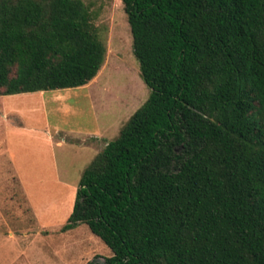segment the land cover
Masks as SVG:
<instances>
[{
    "label": "trees",
    "instance_id": "trees-1",
    "mask_svg": "<svg viewBox=\"0 0 264 264\" xmlns=\"http://www.w3.org/2000/svg\"><path fill=\"white\" fill-rule=\"evenodd\" d=\"M122 2L151 94L62 230L105 264H264V0ZM107 54L84 0H0V96L84 87Z\"/></svg>",
    "mask_w": 264,
    "mask_h": 264
},
{
    "label": "rangeland",
    "instance_id": "rangeland-1",
    "mask_svg": "<svg viewBox=\"0 0 264 264\" xmlns=\"http://www.w3.org/2000/svg\"><path fill=\"white\" fill-rule=\"evenodd\" d=\"M84 1L108 49L98 77L80 88L0 96V264H105L113 255L89 226L62 229L84 170L151 90L122 0ZM88 133L103 140L85 148L69 141Z\"/></svg>",
    "mask_w": 264,
    "mask_h": 264
},
{
    "label": "crops",
    "instance_id": "crops-1",
    "mask_svg": "<svg viewBox=\"0 0 264 264\" xmlns=\"http://www.w3.org/2000/svg\"><path fill=\"white\" fill-rule=\"evenodd\" d=\"M82 135H86V136H82L81 138H72L70 139V143L72 144H79L80 146L79 147H88V146H91V145H95L97 144L98 142H100L101 140H103L101 134L99 133H88V134H82ZM86 138L90 139V142L89 143H86V144H82V142H80V140L86 142L88 141ZM49 141L52 142L51 144H53L54 141V138L52 136H50L49 138ZM67 141V139H65ZM57 146L59 145H62L63 143L61 141H56L55 142Z\"/></svg>",
    "mask_w": 264,
    "mask_h": 264
}]
</instances>
